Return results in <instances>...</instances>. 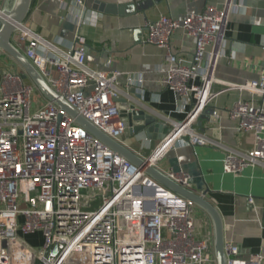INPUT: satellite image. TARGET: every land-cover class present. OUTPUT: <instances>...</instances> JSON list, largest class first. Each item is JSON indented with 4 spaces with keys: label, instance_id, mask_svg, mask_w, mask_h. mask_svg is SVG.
<instances>
[{
    "label": "built area",
    "instance_id": "built-area-1",
    "mask_svg": "<svg viewBox=\"0 0 264 264\" xmlns=\"http://www.w3.org/2000/svg\"><path fill=\"white\" fill-rule=\"evenodd\" d=\"M71 5L79 31L73 43L50 41L27 25L19 26L14 40L19 46L26 42V56L79 114L125 143L126 125L115 101L123 73L88 63L87 39L81 33L87 22L85 0ZM241 8L246 5L238 0H223L221 6L210 4L183 19L163 15L146 24L144 43L167 51L166 66L159 68L162 83L191 109L183 121L171 120L167 137L143 157L187 187L191 176L186 171L166 170L161 162L180 145L224 146L195 124L216 95L215 68L225 54L229 17ZM178 29L195 41L191 58L171 49ZM13 65L16 71L0 73V264H218L212 237L197 234L193 202L162 186L46 100ZM126 76L144 95L143 73ZM231 85L252 94L228 111L236 129L254 135L250 150L226 148L225 172L240 174L264 165V80ZM37 93L46 101L38 100L33 109ZM138 140L142 148L149 147L146 135ZM225 251L227 264L264 261L262 253L242 256L231 240L225 241Z\"/></svg>",
    "mask_w": 264,
    "mask_h": 264
},
{
    "label": "crops",
    "instance_id": "crops-1",
    "mask_svg": "<svg viewBox=\"0 0 264 264\" xmlns=\"http://www.w3.org/2000/svg\"><path fill=\"white\" fill-rule=\"evenodd\" d=\"M101 1L135 2L138 12L105 13L94 9L91 0H85L87 22L81 33L87 39L88 63L102 70L122 72L118 86L124 94L131 87L135 88L128 84L126 74L143 73V105L159 119L168 117V128H172L171 120L183 121L191 104L183 102L177 93L162 83L164 73L159 68L166 66L167 51L144 43L146 24L163 15L183 19L190 13L203 11L210 4L221 6L223 0ZM238 1L246 8L230 14L225 54L219 57L215 68L217 80L213 91L216 95L195 124L197 131L224 146L180 145L169 152L161 166L166 170L186 171L191 176L189 187L196 192L209 187L207 198L219 209L225 222V240L234 241L240 254L248 257L264 254V165L249 166L240 174L227 173L224 158L227 147L243 151L254 147L253 133L236 129L228 111L236 101L252 98L249 91L232 88V83L264 80V0ZM68 2L33 0L25 24L50 41L61 39L73 43L79 31L72 15V5ZM11 4L12 0H0L2 8ZM67 8L68 14L63 17V10ZM25 46L26 42L20 44L22 49ZM171 49L180 56L191 58L195 41L183 29H178L172 36ZM135 91L138 93L136 88ZM256 102H262L259 96H256ZM180 107L182 111L178 110ZM214 110L219 112L218 116L213 114ZM144 136V133L131 138L124 136L123 141L142 156L149 155L160 141L149 140V147L142 148L138 139ZM150 148L152 151L148 152ZM250 198L254 199L253 203ZM195 212L201 215V220L196 221L198 236L213 239L211 219L198 206Z\"/></svg>",
    "mask_w": 264,
    "mask_h": 264
},
{
    "label": "water",
    "instance_id": "water-1",
    "mask_svg": "<svg viewBox=\"0 0 264 264\" xmlns=\"http://www.w3.org/2000/svg\"><path fill=\"white\" fill-rule=\"evenodd\" d=\"M94 9L105 13L123 15L125 11L136 14L138 12L135 2H103L91 0ZM157 1V0H154ZM33 0H12L11 5L2 8L3 16L0 17V49L3 50L23 70L25 78L30 79L46 100L57 104L62 111L68 112L74 120L85 127L115 152L130 160L138 167L144 168L147 175L159 182L162 186L175 192L177 195L190 200L201 208L211 219L213 224V242L218 264H227L225 251V222L219 209L207 198L209 187L201 192H196L190 187L184 186L171 179L163 170L152 165L149 158L139 155L130 145L117 141L94 125L91 121L78 113V111L62 96H60L46 81L38 68L26 56L23 49L15 42L14 35L19 26L26 25V19L30 13ZM72 0H69L71 5ZM146 7V5H145ZM68 10H63L66 17ZM128 14V13H127ZM119 103L120 115L125 122V137L131 138L139 133H144L150 140H163L168 135V123L159 119L145 105L143 96L136 93L131 87L126 94L121 93L115 98ZM206 110V109H205Z\"/></svg>",
    "mask_w": 264,
    "mask_h": 264
},
{
    "label": "rangeland",
    "instance_id": "rangeland-1",
    "mask_svg": "<svg viewBox=\"0 0 264 264\" xmlns=\"http://www.w3.org/2000/svg\"><path fill=\"white\" fill-rule=\"evenodd\" d=\"M13 64H15V61L13 59H11V57H9L3 50L0 49V73L2 71H5V70L16 71V66L13 65ZM33 99H34V108L33 109H35L36 102L38 100L39 101H46L44 98H42V96L39 95V93L35 94L34 97H33ZM147 151L148 152H151L152 149L151 148L150 149H147ZM168 157H169V155H168ZM96 203H97V201L91 202V204H93V205H95ZM93 205L91 207H93ZM193 216H194V218H195L196 221H200L201 220V215L200 214L197 215V212H195V211L193 212ZM38 235L39 234L32 235L31 237L34 239V238H37Z\"/></svg>",
    "mask_w": 264,
    "mask_h": 264
}]
</instances>
